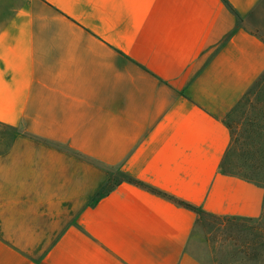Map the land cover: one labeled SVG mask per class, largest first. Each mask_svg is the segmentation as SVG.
Returning <instances> with one entry per match:
<instances>
[{
  "label": "crops",
  "instance_id": "obj_1",
  "mask_svg": "<svg viewBox=\"0 0 264 264\" xmlns=\"http://www.w3.org/2000/svg\"><path fill=\"white\" fill-rule=\"evenodd\" d=\"M263 2L0 0V264H208L172 199L259 218L224 167Z\"/></svg>",
  "mask_w": 264,
  "mask_h": 264
},
{
  "label": "rangeland",
  "instance_id": "obj_2",
  "mask_svg": "<svg viewBox=\"0 0 264 264\" xmlns=\"http://www.w3.org/2000/svg\"><path fill=\"white\" fill-rule=\"evenodd\" d=\"M244 25L264 39V2ZM228 126V173L251 178L264 190V79L230 115ZM194 248L208 264H264V208L253 220L199 216Z\"/></svg>",
  "mask_w": 264,
  "mask_h": 264
},
{
  "label": "trees",
  "instance_id": "obj_3",
  "mask_svg": "<svg viewBox=\"0 0 264 264\" xmlns=\"http://www.w3.org/2000/svg\"><path fill=\"white\" fill-rule=\"evenodd\" d=\"M264 79V75L260 78V80L256 83V85L246 94V96L242 99V101L239 103V105L238 106H240L242 103H243V101L245 100V99H247V98H249V96L254 92V90H255V88L260 84V82L262 81ZM224 169H225V173H227V174H229L228 173V169H227V166H226V159H225V167H224ZM243 179H245V180H249V181H252V180H250V179H248V178H243ZM175 203H177L178 205H180V206H183V207H185V208H187V209H190V210H192L193 212H195L198 216H205V215H207L206 213H204V212H202V211H200V210H198L197 208H195V207H193V206H191V205H188V204H185L184 202H181V201H179V200H176V199H172Z\"/></svg>",
  "mask_w": 264,
  "mask_h": 264
}]
</instances>
